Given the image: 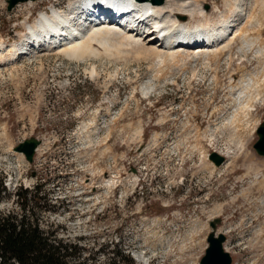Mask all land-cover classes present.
Here are the masks:
<instances>
[{
    "label": "rangeland",
    "instance_id": "374dc122",
    "mask_svg": "<svg viewBox=\"0 0 264 264\" xmlns=\"http://www.w3.org/2000/svg\"><path fill=\"white\" fill-rule=\"evenodd\" d=\"M71 1L8 12L0 0L4 48L50 4ZM226 1L206 0L204 11L225 15ZM241 3L235 24L252 16L248 42L236 34L217 61L215 47L180 48L162 65L113 28L93 56L39 49L0 66V214L18 212L16 189L40 185L41 227L91 264H129L117 250L134 264H198L219 218L231 264H264V157L253 149L264 122V0ZM31 137L41 144L28 163L14 148ZM213 151L225 156L220 167Z\"/></svg>",
    "mask_w": 264,
    "mask_h": 264
},
{
    "label": "bare ground",
    "instance_id": "6f19581e",
    "mask_svg": "<svg viewBox=\"0 0 264 264\" xmlns=\"http://www.w3.org/2000/svg\"><path fill=\"white\" fill-rule=\"evenodd\" d=\"M37 1H28L22 4H31ZM205 1L206 0H164L160 5L153 4L152 0L71 1L66 9L57 11L58 9L53 8L50 13H40L39 18H37L33 24L29 25L28 31L26 29L27 33L21 36L22 40L19 43L11 44L4 48V42L0 38V66L13 63L18 60L19 57L31 54L29 51L32 50V52H36L39 51V49L59 51L66 57L77 60L84 59V56L87 54L88 56H93L94 52L92 51V45L94 42H96L98 38L107 39L112 35L113 28L117 30V26H111L101 21L108 18V16L117 17L119 21L126 20L129 25L118 29V32L121 33L119 37L131 46L136 44L140 49H145L147 47L148 51L153 52L155 55L154 57H156L161 64L169 61L177 62L178 54L181 55V53H179L180 48L200 50L206 47H215L217 51L213 49V52L211 50V52H213L211 57L213 61H217L220 54H224V52L229 50L232 39L236 34H238L236 37L240 36L241 38L239 39L242 41V36L245 37L250 30L246 25L252 22V16L248 15L249 17L244 21L243 25L237 28L240 23L236 26L235 21L238 17L237 13L240 12L238 11L240 10L239 4H242L241 1L243 2V0H227L224 5L228 6V13L225 15L223 13L213 19L204 11L203 4ZM258 1L259 0H255V4H257ZM128 6H131L133 10H124V7ZM108 13L109 15L107 16ZM194 18H197L196 22H194ZM137 22V26L134 27ZM157 26L161 28L159 31H157ZM108 27L112 28L109 29ZM131 28L133 32L129 31ZM70 33H72V37L68 39ZM160 33L163 34L162 39L159 38ZM247 36H249V33ZM245 38H243V40ZM250 38L251 37L247 39ZM256 38L251 39V41ZM197 39L198 41L203 40L205 44L195 46L194 48L182 46L183 43L191 44L197 41ZM242 42H245V40ZM246 42H248V40H246ZM249 44L251 45V43ZM146 45H152V47ZM108 50H106V52H108ZM182 52L184 51L182 50ZM209 52L210 50H207L206 54ZM117 53L118 52H116V54ZM209 54L211 55V53ZM209 54H207L208 57ZM210 59L211 58H209V60ZM94 72L95 70L92 73ZM244 107L248 110L246 104Z\"/></svg>",
    "mask_w": 264,
    "mask_h": 264
},
{
    "label": "trees",
    "instance_id": "16d2710c",
    "mask_svg": "<svg viewBox=\"0 0 264 264\" xmlns=\"http://www.w3.org/2000/svg\"><path fill=\"white\" fill-rule=\"evenodd\" d=\"M40 188L37 185L31 191L16 189L18 212L0 214V264H91L82 258V248L77 244L58 239L55 232L41 227L42 215L35 211L42 209L38 205L43 199L38 195ZM1 194L5 195L6 191L0 185V199ZM116 254L134 264L120 250Z\"/></svg>",
    "mask_w": 264,
    "mask_h": 264
},
{
    "label": "water",
    "instance_id": "95a60500",
    "mask_svg": "<svg viewBox=\"0 0 264 264\" xmlns=\"http://www.w3.org/2000/svg\"><path fill=\"white\" fill-rule=\"evenodd\" d=\"M28 1L37 0H6V10L11 11L16 5ZM164 0H152L153 4L160 5ZM186 19V18H185ZM257 140L253 145V149L260 157H264V122L260 123L255 131ZM41 141L35 137L24 140L14 148V152L22 154L28 163L33 162V156ZM208 160L211 161L215 167H220L224 163V157L215 151L208 155ZM221 223V219L215 218L209 222L211 231L206 237L207 246L203 257L198 264H231L232 258L227 251L224 250L225 235L217 231V226Z\"/></svg>",
    "mask_w": 264,
    "mask_h": 264
}]
</instances>
